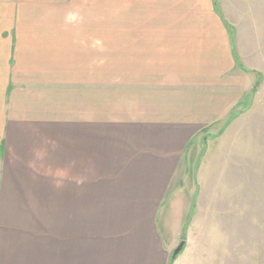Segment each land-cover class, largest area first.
<instances>
[{
    "label": "crops",
    "instance_id": "1",
    "mask_svg": "<svg viewBox=\"0 0 264 264\" xmlns=\"http://www.w3.org/2000/svg\"><path fill=\"white\" fill-rule=\"evenodd\" d=\"M250 76L215 0H0V264H168L185 153Z\"/></svg>",
    "mask_w": 264,
    "mask_h": 264
},
{
    "label": "rangeland",
    "instance_id": "2",
    "mask_svg": "<svg viewBox=\"0 0 264 264\" xmlns=\"http://www.w3.org/2000/svg\"><path fill=\"white\" fill-rule=\"evenodd\" d=\"M215 1L251 72L240 89L246 99L236 115L193 139L173 196L176 213L157 223L169 263L185 241L171 264H264V0Z\"/></svg>",
    "mask_w": 264,
    "mask_h": 264
},
{
    "label": "water",
    "instance_id": "3",
    "mask_svg": "<svg viewBox=\"0 0 264 264\" xmlns=\"http://www.w3.org/2000/svg\"><path fill=\"white\" fill-rule=\"evenodd\" d=\"M185 246V241H182L178 247L173 251V254H172V260H175L176 257L178 256V254L183 250Z\"/></svg>",
    "mask_w": 264,
    "mask_h": 264
},
{
    "label": "trees",
    "instance_id": "4",
    "mask_svg": "<svg viewBox=\"0 0 264 264\" xmlns=\"http://www.w3.org/2000/svg\"><path fill=\"white\" fill-rule=\"evenodd\" d=\"M173 262V260H172V258H171V260H170V263L169 264H171Z\"/></svg>",
    "mask_w": 264,
    "mask_h": 264
}]
</instances>
